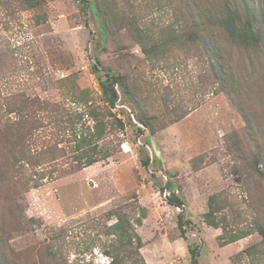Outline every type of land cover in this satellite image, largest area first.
I'll list each match as a JSON object with an SVG mask.
<instances>
[{"label": "rangeland", "instance_id": "rangeland-1", "mask_svg": "<svg viewBox=\"0 0 264 264\" xmlns=\"http://www.w3.org/2000/svg\"><path fill=\"white\" fill-rule=\"evenodd\" d=\"M7 1L0 0V106L24 95L74 108L61 79L104 106L99 63L101 75L111 69L125 78L134 107L118 89L111 112L126 129L108 161L70 172L65 159L56 171L46 166L38 189L17 192L14 214L0 190L2 264H110L106 232L116 214L135 226L145 264H191L190 247L198 264H264V0H241L261 47L238 51L225 42L241 65L238 84L210 50L156 58L138 44L126 24L159 32L176 23L180 0H48L15 12ZM43 123L38 146L62 140L53 121ZM237 235L244 237L232 242Z\"/></svg>", "mask_w": 264, "mask_h": 264}, {"label": "trees", "instance_id": "trees-1", "mask_svg": "<svg viewBox=\"0 0 264 264\" xmlns=\"http://www.w3.org/2000/svg\"><path fill=\"white\" fill-rule=\"evenodd\" d=\"M47 1L8 0L5 5L15 12L17 5L22 10H34ZM159 4L164 6L163 0ZM89 5L92 7L93 4ZM177 10L180 14L175 15L176 23L162 26L159 32L144 30L137 22L131 21L126 25L134 28L135 38L148 56L160 58L171 49L202 47L214 53L219 63L227 65V69H223L224 74L238 84L241 65L235 64L231 48L247 51L260 48L262 43L241 0H180ZM227 40L231 46L228 49L225 45ZM98 65H94V73L98 77L104 106L96 102L91 91L81 89L75 80L68 79H61L59 85L66 91V99L74 108L24 95L11 96L6 99L5 105L0 106V190H4V199L12 203L13 214L17 207L15 199L19 197L17 192L20 195L21 191L38 189L46 180L47 174L43 172L46 166H53L56 171L61 159H65L69 166L66 171L82 170L108 161L124 143L120 135L125 131L126 124L111 110L120 100L118 89L134 107V101L129 98L131 91L124 77L111 69L101 75ZM2 106H5L3 114ZM45 117L57 127L53 136L62 140L52 145L43 142L38 146L40 134L45 129ZM111 118L115 122H110ZM138 121L152 133L156 132L150 119L139 116ZM137 131L143 132L140 128ZM62 143L64 146H60ZM143 164L147 166L149 161L144 160ZM170 199L171 204L178 207L182 204L177 198ZM10 216L12 218L11 212ZM19 222L23 224L21 220ZM138 224H141V220ZM179 228L183 234L181 217ZM258 231L264 238V228L258 227ZM106 233L111 238L105 249V254L112 259L110 264H145L140 254L142 240L126 215L116 214L115 223ZM242 237L234 236L231 241H238ZM189 249L191 264H198L196 249ZM3 257L0 250V264Z\"/></svg>", "mask_w": 264, "mask_h": 264}]
</instances>
